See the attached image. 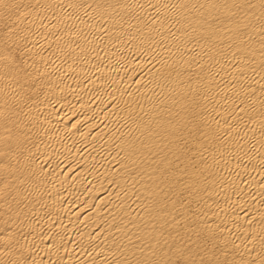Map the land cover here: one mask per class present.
<instances>
[{
  "label": "bare ground",
  "instance_id": "1",
  "mask_svg": "<svg viewBox=\"0 0 264 264\" xmlns=\"http://www.w3.org/2000/svg\"><path fill=\"white\" fill-rule=\"evenodd\" d=\"M264 0H3L0 264H262Z\"/></svg>",
  "mask_w": 264,
  "mask_h": 264
},
{
  "label": "snow or ice",
  "instance_id": "2",
  "mask_svg": "<svg viewBox=\"0 0 264 264\" xmlns=\"http://www.w3.org/2000/svg\"><path fill=\"white\" fill-rule=\"evenodd\" d=\"M3 3V0H0V4ZM253 264H255V262H253ZM262 264H264V261H262Z\"/></svg>",
  "mask_w": 264,
  "mask_h": 264
}]
</instances>
